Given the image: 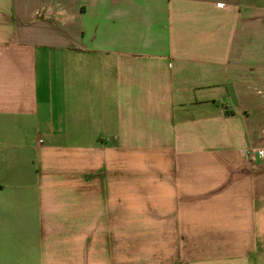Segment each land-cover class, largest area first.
<instances>
[{
	"label": "crops",
	"instance_id": "crops-1",
	"mask_svg": "<svg viewBox=\"0 0 264 264\" xmlns=\"http://www.w3.org/2000/svg\"><path fill=\"white\" fill-rule=\"evenodd\" d=\"M264 0H0V264H264Z\"/></svg>",
	"mask_w": 264,
	"mask_h": 264
},
{
	"label": "built area",
	"instance_id": "built-area-1",
	"mask_svg": "<svg viewBox=\"0 0 264 264\" xmlns=\"http://www.w3.org/2000/svg\"><path fill=\"white\" fill-rule=\"evenodd\" d=\"M257 153H258V155H259V157H260L261 159L264 158V149H261V150L257 151Z\"/></svg>",
	"mask_w": 264,
	"mask_h": 264
}]
</instances>
